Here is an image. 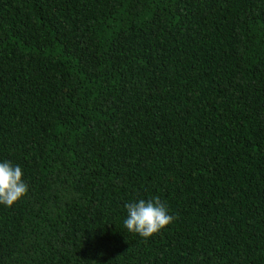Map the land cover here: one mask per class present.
Instances as JSON below:
<instances>
[{"label": "trees", "instance_id": "1", "mask_svg": "<svg viewBox=\"0 0 264 264\" xmlns=\"http://www.w3.org/2000/svg\"><path fill=\"white\" fill-rule=\"evenodd\" d=\"M4 160L0 264H264V0H0Z\"/></svg>", "mask_w": 264, "mask_h": 264}, {"label": "clouds", "instance_id": "2", "mask_svg": "<svg viewBox=\"0 0 264 264\" xmlns=\"http://www.w3.org/2000/svg\"><path fill=\"white\" fill-rule=\"evenodd\" d=\"M23 173L19 165L10 161L0 162V204L12 206L26 195L28 185L22 179ZM127 217L124 225L129 232L147 238L169 225L174 219L159 197L124 205Z\"/></svg>", "mask_w": 264, "mask_h": 264}]
</instances>
